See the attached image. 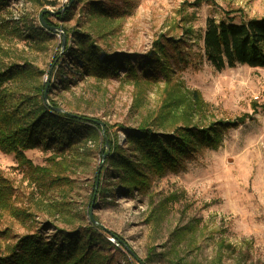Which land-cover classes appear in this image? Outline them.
Returning <instances> with one entry per match:
<instances>
[{
    "label": "rangeland",
    "instance_id": "rangeland-1",
    "mask_svg": "<svg viewBox=\"0 0 264 264\" xmlns=\"http://www.w3.org/2000/svg\"><path fill=\"white\" fill-rule=\"evenodd\" d=\"M47 1L51 0H8L0 17L12 22L11 28L19 34L0 33V64H27L41 72L36 81L44 83L46 99L50 83L54 87L50 96L62 109L101 123L104 130L109 126L117 132L120 146L125 138L117 126L134 127L145 121L170 128L180 123L173 121L175 112L167 114L168 109L160 108L166 83L123 80L122 72L119 78L81 75L62 57L67 45L65 38L62 46L64 29L88 33L101 49V57L106 52L125 54L132 62L136 55L149 53L161 37L162 41L177 40V49L167 48L174 57L171 76L175 83L199 93L206 105L201 117L205 124L244 122L221 128L216 148L197 146L176 171L148 174L149 188L131 195L121 193L111 179L101 185L106 175L105 158L99 153L101 130L98 141L89 140L65 157H55L57 166H51L53 151L24 152L31 165L70 180L69 186L46 193L36 188L13 155L0 152V175L14 186V206L28 208L36 216L31 224L37 227L43 220H53L45 207L63 192L68 216L63 222L50 223L72 228L91 221L106 231L103 235L109 242L113 239L109 233L114 234L128 252L110 242L113 246L104 252L107 264H166L176 256L186 264H264V69L237 65L217 71L202 50L207 19L218 21L228 13L234 22L240 17L260 19L264 0H56L54 10ZM90 2L105 5L113 15L106 21L95 18L87 13ZM73 5L68 21L55 18V13ZM47 12L53 13L52 24L61 28L51 26L57 33L43 28L52 36L42 40L32 37L30 29L43 27L42 16ZM95 185L108 190L99 195ZM34 227L27 229L0 212V231L23 235ZM43 232L53 233L52 228Z\"/></svg>",
    "mask_w": 264,
    "mask_h": 264
},
{
    "label": "trees",
    "instance_id": "trees-1",
    "mask_svg": "<svg viewBox=\"0 0 264 264\" xmlns=\"http://www.w3.org/2000/svg\"><path fill=\"white\" fill-rule=\"evenodd\" d=\"M45 4L54 10L57 1L51 0ZM8 6V0H0V15ZM73 8L74 5L60 14L55 13V18L68 21ZM87 8L88 14L102 21H106L114 13L96 2L87 3ZM228 14L218 21L209 18L205 22L202 50L206 61L217 71L237 65L264 69V17H240L238 22H234L235 18ZM52 16L53 13L47 12L42 17L48 27L61 28L52 24L49 20ZM11 26L12 22L0 17V33L7 30L8 33L19 34L18 29H12ZM43 28L34 32L31 28L32 37L42 40L52 36ZM63 34L67 45L62 57L70 60L71 65L74 64L83 76L119 78L118 73L122 72L123 80L165 82V97L160 108L168 109L167 114L175 112L173 121L180 122L170 128L161 123L150 125L145 121L134 127L117 126V130L125 138L122 146L119 145L117 132L106 126L99 142V153L101 158H105L103 171L106 174L103 175L101 185L110 183L111 179L113 186L123 194L131 195L133 191L144 193L149 188L148 174L161 175L166 170L176 171L183 160L196 152L197 146L216 148L221 128L244 122V119H237L205 124L201 117L206 105L199 93L188 90L182 83H175L171 76L174 57L169 55L167 48H178V42L173 38L162 41L161 37L153 43V49L149 53L138 58L136 55L132 62L125 54L119 56L106 52L101 57V49L88 33L68 28L64 29ZM28 66L0 64V152L13 155L17 165L30 174L36 188L46 193L48 190L69 186L70 180L61 173L53 175L49 169L31 165L24 152L33 149L53 151V157L49 159L51 166H57L54 163L55 157H65L67 152H73L76 146L89 140L98 141L101 129L85 116L62 109L50 96L54 88L50 83L47 89L48 103H45L44 83L36 81L37 75L42 73L35 72ZM58 70V76L62 77L63 69L60 67ZM60 81L64 82L61 78ZM262 106L264 107V103ZM58 108L64 112L55 110ZM97 189L99 195L108 190L95 185V191ZM14 190L12 183L0 175V212L30 229L34 227L31 222L36 216L28 208L14 206ZM59 194L61 198L52 199L45 207L52 221L43 220L33 231H27L23 235H10L7 229L0 231V264H107L109 257L104 252L113 245L104 238L103 233L106 231L93 225L91 221L84 227L72 228L50 223L58 219L63 222L68 216L69 203L63 192ZM86 213L88 215L87 211ZM28 222L30 223L27 224ZM45 228H52L53 233L45 235ZM109 234L120 248L127 250L119 238ZM166 264L186 263L176 256L168 258Z\"/></svg>",
    "mask_w": 264,
    "mask_h": 264
},
{
    "label": "water",
    "instance_id": "water-1",
    "mask_svg": "<svg viewBox=\"0 0 264 264\" xmlns=\"http://www.w3.org/2000/svg\"><path fill=\"white\" fill-rule=\"evenodd\" d=\"M72 1V0H71ZM41 23H42V25H43V27L46 29V30H48V31H50V32H54V33H57L58 32V29H55V28H53V27H48L47 26V24L43 21V20H41ZM61 35H62V46H64V44H65V37H64V35H63V33L61 32ZM44 100H45V102L47 103V99H46V93H44ZM55 110H57V111H59V112H64L63 110H61V109H55ZM93 123L94 124H96V125H98L99 127H100V129H101V131L103 132L104 131V126L101 124V123H99V122H96V121H93ZM106 146H107V144H106ZM104 157V156H103Z\"/></svg>",
    "mask_w": 264,
    "mask_h": 264
},
{
    "label": "built area",
    "instance_id": "built-area-1",
    "mask_svg": "<svg viewBox=\"0 0 264 264\" xmlns=\"http://www.w3.org/2000/svg\"><path fill=\"white\" fill-rule=\"evenodd\" d=\"M110 242L113 243L114 246H117L113 239H110Z\"/></svg>",
    "mask_w": 264,
    "mask_h": 264
}]
</instances>
